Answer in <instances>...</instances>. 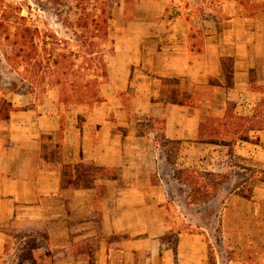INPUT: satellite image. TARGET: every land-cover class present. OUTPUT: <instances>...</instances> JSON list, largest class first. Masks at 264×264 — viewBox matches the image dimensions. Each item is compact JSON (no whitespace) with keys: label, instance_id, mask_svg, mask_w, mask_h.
Wrapping results in <instances>:
<instances>
[{"label":"crops","instance_id":"obj_1","mask_svg":"<svg viewBox=\"0 0 264 264\" xmlns=\"http://www.w3.org/2000/svg\"><path fill=\"white\" fill-rule=\"evenodd\" d=\"M250 2L264 3V0ZM258 15L262 17L264 35V7L254 18ZM248 19L243 12L228 20L227 29L232 35L226 43L245 52L217 54L214 50L221 44L218 38L189 56L192 52L188 47L183 51V40H176L171 51H167L168 62L162 61L163 50L156 52L161 69L138 73L131 81V85L142 92L148 114L162 120L164 140L187 143L200 139L201 125L211 114L214 96L205 99L201 94L198 101H188L190 91L185 81L197 76L198 68L201 72L198 78L219 77L221 59L229 56L234 86L241 88L248 83L240 77H247L249 71L259 68L264 73V58L257 61L247 51L250 38L238 36ZM169 24L176 31L177 21ZM260 43L264 45V36H259L255 42ZM208 66H212V71L207 70ZM170 82L175 89L170 87ZM221 87L220 81L213 90L221 94L224 92ZM174 90L185 93L187 100L171 96ZM57 92L55 88L48 90L46 94L51 100L35 107L51 105L55 109ZM168 92H172L170 96ZM191 94L195 98L194 93ZM6 100L11 102L12 109L8 119H0V252L4 250L7 237L4 227L16 224L36 228L24 235L27 237H39L41 231L45 232L50 249L59 254L53 264H209L203 232L177 233L175 252L161 240L164 231L170 228L166 227L170 206L166 201L169 185L165 179L166 166L170 165L157 142L156 131L125 132L117 127H106L104 123L94 132L85 124L78 132L67 134L62 130L61 117L56 110L46 114L45 110L21 108L12 99ZM228 102H223L222 110ZM116 124L123 128L126 122L118 120ZM250 134V138L257 139L250 144L252 146L237 144L232 151V157L242 154L246 166L257 168L260 179L250 185V194L246 197L238 194L245 183L238 184L237 173L232 171L236 165L214 163L215 156L229 157L227 150L210 151L212 163H205L202 158L197 168L216 175L227 174L228 178L222 183L226 188L225 197L222 199L218 188L207 203L198 200L196 192V199L185 204L186 219L195 217L197 222L206 217L205 204L222 205L218 217L227 222L232 236L245 239L243 246H237L244 251L243 256L232 254L228 264H264V129L251 130ZM211 154L206 160H210ZM93 167L103 172L109 169L112 175L94 176ZM94 217H97L96 224ZM241 221L248 227L241 229ZM257 236L261 237L260 241L254 239ZM249 248H253L252 251Z\"/></svg>","mask_w":264,"mask_h":264},{"label":"rangeland","instance_id":"obj_2","mask_svg":"<svg viewBox=\"0 0 264 264\" xmlns=\"http://www.w3.org/2000/svg\"><path fill=\"white\" fill-rule=\"evenodd\" d=\"M17 3L23 10L22 14L28 16V20L40 27V29H48L56 33L59 37L68 39L71 37L70 31L62 26L60 16L55 14L51 8L52 5L46 0H7ZM105 1V0H104ZM108 1L109 13L111 15L110 23V47L111 55L106 57L108 79L99 86V100L88 101L86 98H78V93L73 92L70 86L62 92L60 87H50L57 89V105L44 106L42 108L35 107L45 100H51L46 92L44 94H31L21 86L18 81L20 77L16 72L12 71L5 56L9 51V47L5 42H0V97L12 99L14 103L21 108L35 107L37 110L56 113L61 117L62 130L65 133H76L82 129L85 124L90 128L91 132L98 130L99 127H117L121 131L136 130L148 134L156 131L157 142L163 149L166 162L170 165L166 166L165 179L168 181V195L166 201L169 203L168 215L166 216V227H170L164 231L161 240L172 247H175L177 233H204L206 248L208 252L209 264H228V258L232 254L238 257L243 256L244 251L237 248L239 244L244 242V236H232L227 228V222L222 221L219 211H222V205L205 204L208 208L204 220L189 216L186 219V202L197 199L207 203L213 195L221 190L222 199L225 197V186L222 183L228 178L227 174L222 173L216 175L211 172L200 171L197 168L198 162L203 158L205 161L212 163V154L210 151L220 152L227 150L226 154L230 155L225 158L221 155L216 157L214 163L234 166L236 171L238 184L245 183L238 194L246 197L250 194V185L260 179L257 176V168L246 166L245 156L239 154L232 157V151L237 144L239 146H252L257 139L250 138L251 131L246 133L248 138L238 139L233 132L227 128L221 129L219 132L208 133L206 130L200 129L199 140L188 141H168L162 138V120L155 119L148 114V107L142 100L140 89L136 90L131 85V81L136 78L138 73L147 74L155 69H161V60L157 58V51L163 50V62H168L170 56L167 51H171V46L176 40L182 39L183 51L189 48V56L197 54L203 50L204 44L211 42L212 44L221 39V44L214 51L222 54L239 51L232 48V45L226 43L229 36L227 32L230 22L234 17L243 13L249 18L245 25L241 26L239 37L248 36L250 38V48L247 51L256 57L257 61L264 58L263 43L255 44L259 36L262 34L263 26L259 18H254L255 14L264 7L263 2H250V0H106ZM242 3V4H241ZM75 2L70 3L73 7ZM67 5V3H66ZM255 19V20H254ZM172 21H177L176 31L170 28ZM179 36V37H178ZM181 37V38H180ZM254 41V43L252 42ZM252 43V44H251ZM158 46V47H157ZM245 52L244 49L239 51ZM169 54V53H168ZM158 62V63H157ZM264 62V60H263ZM262 62V63H263ZM211 64V62H208ZM262 64L261 62H259ZM157 65V66H156ZM169 67V66H163ZM207 70L212 71V66H208ZM194 75V78L185 81L190 91L188 101H198V97L202 94L205 99L213 98V109L208 119H222L226 113L228 105H231L232 115L250 116L264 93V73L259 68L249 71L247 77H240V80L247 81L248 86H234V75L232 68V58L224 56L221 59L219 77H210L207 79L198 78L201 73ZM127 80V81H126ZM222 83L224 92L217 93L213 89ZM143 88V86H141ZM170 87L175 89L173 82ZM245 87V88H244ZM168 92V95L176 99L187 100L183 95L185 93ZM196 91V92H194ZM18 92L20 93L19 95ZM226 92V93H225ZM24 93V94H23ZM189 93V92H188ZM194 97L192 98V94ZM200 93V94H199ZM226 96H225V94ZM180 94L181 96H176ZM146 97V96H145ZM229 98V99H227ZM229 100L227 107L223 109V102ZM259 114L254 122L264 120V104L257 108ZM122 119V120H121ZM126 122V125L117 126V121ZM248 125L246 122L241 129ZM245 134V132L243 133ZM247 142V143H246ZM187 153V154H186ZM211 154L210 160H206ZM249 169V170H248ZM107 172L99 171L93 167V175L99 176L101 173L112 175L111 170ZM173 177V179H172ZM95 178V177H94ZM178 181H177V180ZM176 180V181H175ZM250 180L251 183H246ZM181 182L184 184L182 185ZM220 184V186H217ZM215 213L216 217H213ZM204 218V217H203ZM97 217H94V223H97ZM240 228L245 229L244 221L240 222ZM7 233L4 250L0 252V264H53L54 259L58 257L55 250H51L48 245V238L44 231H41L39 237L24 236L28 231L36 228L30 226H21L16 224H8L4 227ZM239 230V229H238ZM232 236V238H231ZM38 238V240H37ZM260 241L261 237H254ZM253 248H249L252 251ZM230 251L232 253H230Z\"/></svg>","mask_w":264,"mask_h":264},{"label":"trees","instance_id":"obj_3","mask_svg":"<svg viewBox=\"0 0 264 264\" xmlns=\"http://www.w3.org/2000/svg\"><path fill=\"white\" fill-rule=\"evenodd\" d=\"M46 1L60 16L62 26L70 31L71 37L61 38L48 29H40L29 22L17 3L0 0V42L9 47L6 61L20 77L21 86L31 94H44L55 86L65 92L70 86L79 99L98 101L99 86L108 79L106 57L112 53L109 32L112 18L108 1ZM72 2H75L73 7ZM263 104L264 93L248 117L232 115L231 105H228L222 119H208L201 129L215 133L227 128L238 139H246L249 131L264 129V120L254 122L261 114L257 108ZM11 109V102L0 99V119H8ZM246 122L248 125L241 129ZM172 250L175 252V247Z\"/></svg>","mask_w":264,"mask_h":264}]
</instances>
